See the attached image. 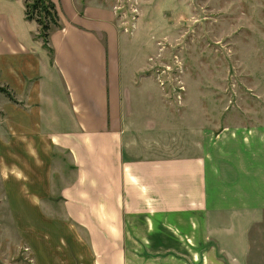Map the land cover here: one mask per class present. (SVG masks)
I'll use <instances>...</instances> for the list:
<instances>
[{"label":"crops","instance_id":"crops-1","mask_svg":"<svg viewBox=\"0 0 264 264\" xmlns=\"http://www.w3.org/2000/svg\"><path fill=\"white\" fill-rule=\"evenodd\" d=\"M1 24L0 211L29 250L30 231L60 264H251L264 154H209L202 130L200 154L138 158L117 118L123 87L104 20L54 31L47 48ZM46 226L57 244L39 239Z\"/></svg>","mask_w":264,"mask_h":264},{"label":"rangeland","instance_id":"rangeland-1","mask_svg":"<svg viewBox=\"0 0 264 264\" xmlns=\"http://www.w3.org/2000/svg\"><path fill=\"white\" fill-rule=\"evenodd\" d=\"M25 1L0 0V24L28 43L39 26L25 20ZM52 1L58 24L49 30L48 43L52 32L67 25L82 29L81 23L105 21L101 39L112 52L108 60L119 63L124 95L117 99V118L133 155L200 154L202 130L210 134L209 154H264L257 142L264 139V0ZM88 3L103 12H88ZM11 222L10 212L0 211V264H60L47 259L30 231L29 250ZM53 229L39 227V239L57 244ZM260 229L255 224L250 231L257 240L250 245L251 264H264Z\"/></svg>","mask_w":264,"mask_h":264},{"label":"trees","instance_id":"trees-1","mask_svg":"<svg viewBox=\"0 0 264 264\" xmlns=\"http://www.w3.org/2000/svg\"><path fill=\"white\" fill-rule=\"evenodd\" d=\"M25 19L34 21L39 26L38 36L42 39L47 48L48 32L52 26L58 23V15L55 3L52 0H26L25 1ZM0 92L7 93L5 87L0 86Z\"/></svg>","mask_w":264,"mask_h":264}]
</instances>
